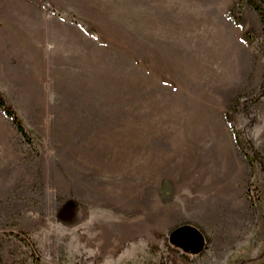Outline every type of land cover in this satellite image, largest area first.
Returning <instances> with one entry per match:
<instances>
[{"label":"rangeland","instance_id":"374dc122","mask_svg":"<svg viewBox=\"0 0 264 264\" xmlns=\"http://www.w3.org/2000/svg\"><path fill=\"white\" fill-rule=\"evenodd\" d=\"M0 94V264H264L248 0H0Z\"/></svg>","mask_w":264,"mask_h":264},{"label":"trees","instance_id":"16d2710c","mask_svg":"<svg viewBox=\"0 0 264 264\" xmlns=\"http://www.w3.org/2000/svg\"><path fill=\"white\" fill-rule=\"evenodd\" d=\"M249 4L259 13L262 24V35L264 37V0H248ZM0 108H2L6 115L11 118L17 130L27 136L26 129L19 117V115L13 110L6 102L5 98L0 94ZM239 146L244 147L242 140L238 141ZM250 159V158H249Z\"/></svg>","mask_w":264,"mask_h":264}]
</instances>
